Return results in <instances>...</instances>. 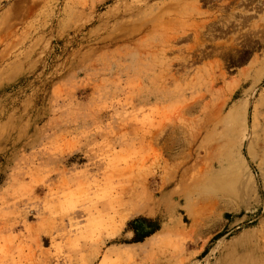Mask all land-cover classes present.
Here are the masks:
<instances>
[{
  "label": "rangeland",
  "instance_id": "374dc122",
  "mask_svg": "<svg viewBox=\"0 0 264 264\" xmlns=\"http://www.w3.org/2000/svg\"><path fill=\"white\" fill-rule=\"evenodd\" d=\"M0 264H264V0H0Z\"/></svg>",
  "mask_w": 264,
  "mask_h": 264
},
{
  "label": "trees",
  "instance_id": "16d2710c",
  "mask_svg": "<svg viewBox=\"0 0 264 264\" xmlns=\"http://www.w3.org/2000/svg\"><path fill=\"white\" fill-rule=\"evenodd\" d=\"M136 236L135 232H134V237Z\"/></svg>",
  "mask_w": 264,
  "mask_h": 264
}]
</instances>
